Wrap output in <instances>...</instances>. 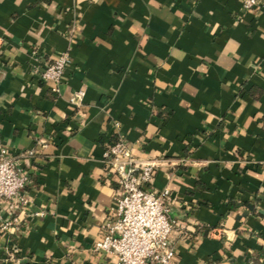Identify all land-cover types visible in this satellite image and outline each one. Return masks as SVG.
<instances>
[{"label": "crops", "instance_id": "0c3cea01", "mask_svg": "<svg viewBox=\"0 0 264 264\" xmlns=\"http://www.w3.org/2000/svg\"><path fill=\"white\" fill-rule=\"evenodd\" d=\"M242 1L0 0V146L29 176L0 264H115L114 131L169 190L171 264H264V0Z\"/></svg>", "mask_w": 264, "mask_h": 264}, {"label": "built area", "instance_id": "2783aa9c", "mask_svg": "<svg viewBox=\"0 0 264 264\" xmlns=\"http://www.w3.org/2000/svg\"><path fill=\"white\" fill-rule=\"evenodd\" d=\"M259 0H243L242 7H258ZM69 62L68 50L58 53L42 70L36 72L42 81L52 82L51 89L57 85L65 66ZM82 92L75 91L69 103L77 107ZM116 124H114V128ZM106 142L102 150L105 172L113 178L117 186L115 206L102 222V237L93 243L94 250L112 254L115 264H171L174 255L169 239L173 221L168 218L169 190L163 188L155 192L142 187L150 182L154 165L133 157L134 144L116 134ZM27 150L22 155H31ZM29 176L11 157L5 147L0 146V228L6 229L16 218L1 217L2 203L5 211L22 209L26 197L24 186ZM34 211V215H42Z\"/></svg>", "mask_w": 264, "mask_h": 264}]
</instances>
